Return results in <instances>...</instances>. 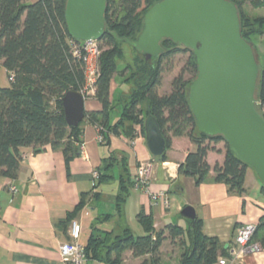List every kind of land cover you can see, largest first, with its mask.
Masks as SVG:
<instances>
[{
  "label": "trees",
  "instance_id": "1",
  "mask_svg": "<svg viewBox=\"0 0 264 264\" xmlns=\"http://www.w3.org/2000/svg\"><path fill=\"white\" fill-rule=\"evenodd\" d=\"M159 1L107 0L106 31L102 38L107 47L99 59L100 74L95 90V97L101 102L103 110L86 115L94 124L105 128L106 138L108 131L118 134L127 123L130 128L140 125L145 134V118L150 113L155 115L167 140L165 153L157 158L166 160L173 139L188 136L196 149L190 151L180 164L179 174L194 178L197 185L203 183L212 170L207 156L215 148L213 144L225 142V160L222 165L217 163L214 167L215 181L227 184L231 193L243 195L249 165L236 156L223 136H210L196 127L188 99L190 82L198 72L196 57L191 49L164 39L161 42L164 52L154 61H146L137 52L141 58L127 65L131 72L125 78L127 82H132L133 88L126 95L127 102L119 101L122 111L118 120L114 124L109 122L111 82L118 73V61L125 56L120 45L138 38L144 27L145 14ZM233 1L238 6L242 35L253 41L259 56L256 39L264 35V16H251L244 8L245 0ZM66 2L0 0V65L5 68L8 77L11 72L15 74L8 86L0 85V177H17L27 148L40 151L45 146L58 148L65 144L64 153L69 162L72 159L70 153H75L82 143L81 124L76 128L68 126L61 101L66 92L82 91L87 83L85 57L74 56L72 51V44L79 41L68 32ZM250 2L256 8L264 6V0ZM113 6L119 8L116 17L114 13L110 16ZM177 52L190 53L185 72H189L191 77L186 78L181 73L174 79L171 92L162 95L159 87L163 62ZM259 69L257 109L264 117L261 110L264 108V67L259 66ZM143 104L147 106L146 116ZM169 132L173 133L170 135ZM105 178L103 176L102 179ZM131 184L133 186L132 178ZM139 221L145 232L141 236L127 233L111 245L92 236L85 246L87 258L104 260L107 264H123L124 253L131 250L134 257L149 256L141 264H162L160 248L166 238V230L156 231L152 216L140 215ZM187 222L186 228L176 224L166 227L172 239L182 236L187 239L180 264H216L219 256L228 254L229 249H223L217 237L203 233L201 218L187 219ZM253 240H260L264 246V216L257 225Z\"/></svg>",
  "mask_w": 264,
  "mask_h": 264
},
{
  "label": "crops",
  "instance_id": "2",
  "mask_svg": "<svg viewBox=\"0 0 264 264\" xmlns=\"http://www.w3.org/2000/svg\"><path fill=\"white\" fill-rule=\"evenodd\" d=\"M122 85L130 88L125 79L116 84L113 78L110 124L120 115L121 107L117 105L125 96ZM102 110L96 97L85 98L86 114ZM128 126L127 123L120 128L118 134L108 131L105 143H100L96 124L86 115L81 123V155L70 153L69 162L65 144L58 148L45 146L40 151L24 150L17 177H0V264H61L60 245L71 239L69 229L73 220L82 226L79 242L83 246L92 236L111 245L127 233L144 235L140 215L152 216L155 230H166L165 235L170 224L186 228L188 222L181 224L180 216L184 218L181 211L187 205L193 206L197 217L203 220V233L217 237L223 249L235 244L239 227L259 224L264 216V189L252 167L247 169L243 195L231 193L227 184L215 181L214 167L217 163L222 165L226 156L222 143L213 144L215 148L207 156L212 170L197 185L194 178L179 174L180 164L196 149L190 139L185 144L173 139L167 159L161 160L149 151L140 125ZM141 162L152 163L149 189L167 191L168 207L153 202L144 190L133 188L131 178ZM95 172L100 178L94 177ZM11 185L17 187L16 192ZM123 258V264H141L149 256L134 257L127 250ZM180 259L181 254L176 264H180ZM244 261L264 264V246L247 254ZM161 262L170 264L163 260V254ZM85 264L107 263L87 258Z\"/></svg>",
  "mask_w": 264,
  "mask_h": 264
},
{
  "label": "water",
  "instance_id": "3",
  "mask_svg": "<svg viewBox=\"0 0 264 264\" xmlns=\"http://www.w3.org/2000/svg\"><path fill=\"white\" fill-rule=\"evenodd\" d=\"M106 10L107 0H67L70 36L78 41L102 40ZM164 39L191 49L196 57L198 72L190 82L188 99L197 129L223 136L264 185V117L256 98L259 60L253 41L242 35L236 2L161 0L145 14L138 38L127 42L146 61H154L164 52ZM61 101L68 126L78 127L86 117L84 95L70 90ZM144 130L151 154L162 156L167 140L155 115H147ZM75 154L81 155L80 147ZM181 215L188 220L197 218L191 205Z\"/></svg>",
  "mask_w": 264,
  "mask_h": 264
},
{
  "label": "built area",
  "instance_id": "4",
  "mask_svg": "<svg viewBox=\"0 0 264 264\" xmlns=\"http://www.w3.org/2000/svg\"><path fill=\"white\" fill-rule=\"evenodd\" d=\"M78 41V40H77ZM72 51L74 56L85 57L87 66V83L84 89L80 91L84 97H87V91H91L95 94L96 83L100 74L99 66V54L100 46L97 40H87L74 42L72 44ZM93 52H97L94 60L90 59V55ZM95 61V62H94ZM95 63V64H94ZM9 80L13 81L15 74L13 72L9 75ZM98 129V141L100 143L105 142V128L102 125H96ZM152 163L141 162L137 165L136 171L132 177L133 185L136 189L144 190L148 193L155 203H163L166 207L170 205L169 193L167 191L152 192L149 189V185L152 177ZM94 177L98 178L99 174L94 173ZM13 192L17 191L15 185H11ZM257 226L254 224L243 225L238 228L235 237V244L228 250L227 255H221L218 257L216 264H244V259L247 254L255 253L262 248V244L259 241L253 240ZM82 233V226L79 221L73 220L70 224L69 235L71 239L63 242L60 245L61 264H85L87 259L85 246H83L79 239Z\"/></svg>",
  "mask_w": 264,
  "mask_h": 264
},
{
  "label": "rangeland",
  "instance_id": "5",
  "mask_svg": "<svg viewBox=\"0 0 264 264\" xmlns=\"http://www.w3.org/2000/svg\"><path fill=\"white\" fill-rule=\"evenodd\" d=\"M244 8L251 16H257V15L258 16H264V6L256 8L250 2V0H245ZM118 10H119V8H117L116 6H113L112 9L110 10V16L113 15V13H114L113 16L116 17L118 15L117 14ZM97 41H98L99 46H100V54L98 55L99 59H100L103 51L106 49L107 46H106L105 41H102V40H97ZM256 43L258 46L259 56L261 58L259 66H261V68H263L264 67V35L261 38H257ZM120 46L125 51L124 52L125 56L118 61L119 70H118L117 75L114 76L116 84L121 83V81H123V79H125L130 74L131 70H129L127 68V65L133 64L135 62L136 58H141V56H139V54L137 53L136 49L133 48L129 43L123 42ZM89 55H90V59L92 58V60H94L96 55H97V52H93ZM259 56H258V59H259ZM189 58H190L189 52L188 53L177 52L176 54L172 55L168 59L167 58L165 59V61L163 62V66H162L163 67L162 82H161V85L159 87L160 94H162V95L169 94L172 90V87H173L172 83H173L174 79L176 77H178L181 73H184L186 78L191 77V74L189 72H185L188 69ZM99 62H100V60H99ZM129 83H130V85L128 86V87H130L129 89H127L126 86L122 85V87H123L122 89L125 90L124 91L125 96H123L121 99V100H123V102H127V96L126 95H129V93L132 90L133 84H132V82H129ZM9 84H10V81L8 79L7 71L5 70L4 67L0 66V85L1 86H8ZM87 94H88L87 97H93V96L95 97V94H92L91 91H89V92L87 91ZM119 106L121 107L122 105L118 104L117 107H119ZM142 107H143L144 116H146V112H147L146 104H143ZM121 109L122 108H120V112L122 111ZM261 110H262V112H264V108H262ZM172 133L173 132H169L170 135ZM106 139L107 138L105 137V141H106ZM179 139L184 144L187 143V141L189 140L188 136H183L182 138H179ZM220 143H222V144H220V146L221 147L223 146L225 148V142H220ZM79 147H80V151L82 152L81 145H79ZM133 188H135L134 185H133ZM139 190H141V189H139ZM180 219H181L180 220L181 224H184L187 222V220L185 218H182L181 216H180ZM138 234H141V233H137L136 236H138ZM165 234H166V232H165ZM164 236L166 238L164 239L163 244L160 248V257L163 254V260H165L166 262L169 261L168 263H170V264H176L177 257L179 258L180 254L182 255V252L187 248V246H186L187 245L186 244L187 239L184 236L177 237L176 239H172L169 236V231L167 232V235H164ZM82 240H83V238H82ZM84 240H86V236H84ZM83 242H85V241H83Z\"/></svg>",
  "mask_w": 264,
  "mask_h": 264
}]
</instances>
